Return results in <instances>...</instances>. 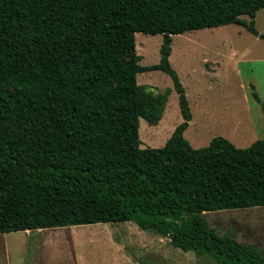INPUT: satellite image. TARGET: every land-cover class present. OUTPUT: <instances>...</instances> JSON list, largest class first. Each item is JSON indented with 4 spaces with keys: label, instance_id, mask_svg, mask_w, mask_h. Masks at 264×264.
<instances>
[{
    "label": "trees",
    "instance_id": "obj_1",
    "mask_svg": "<svg viewBox=\"0 0 264 264\" xmlns=\"http://www.w3.org/2000/svg\"><path fill=\"white\" fill-rule=\"evenodd\" d=\"M264 0H0V233L132 221L220 264H264L204 212L264 206V138L195 148L192 112L172 68V36L238 23L264 38ZM249 15L251 21L242 19ZM163 34L162 60L140 64L136 33ZM162 69L183 121L166 145L141 147L168 92L139 85Z\"/></svg>",
    "mask_w": 264,
    "mask_h": 264
},
{
    "label": "rangeland",
    "instance_id": "obj_2",
    "mask_svg": "<svg viewBox=\"0 0 264 264\" xmlns=\"http://www.w3.org/2000/svg\"><path fill=\"white\" fill-rule=\"evenodd\" d=\"M242 19L251 21L249 15ZM264 34V8L255 18ZM140 64L162 60L163 34L136 33ZM170 63L185 89L192 120L185 137L195 148L223 136L246 148L264 138V38L231 23L172 36ZM139 85L168 92L158 124L141 117V147L166 145L183 121L179 93L162 69L137 75ZM223 236L257 247L264 256V206L204 212ZM0 264H220L175 247L168 237L132 221L0 233Z\"/></svg>",
    "mask_w": 264,
    "mask_h": 264
}]
</instances>
